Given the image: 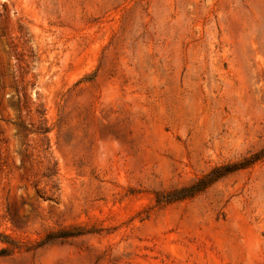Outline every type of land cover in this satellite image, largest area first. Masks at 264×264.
Segmentation results:
<instances>
[{
	"label": "rangeland",
	"instance_id": "374dc122",
	"mask_svg": "<svg viewBox=\"0 0 264 264\" xmlns=\"http://www.w3.org/2000/svg\"><path fill=\"white\" fill-rule=\"evenodd\" d=\"M263 150L264 0H0V264H264Z\"/></svg>",
	"mask_w": 264,
	"mask_h": 264
},
{
	"label": "trees",
	"instance_id": "16d2710c",
	"mask_svg": "<svg viewBox=\"0 0 264 264\" xmlns=\"http://www.w3.org/2000/svg\"><path fill=\"white\" fill-rule=\"evenodd\" d=\"M262 156H264V150L261 153ZM261 154H257L243 162L240 163H236V164H226L220 167H216L213 170H211L209 173H207L206 175H204L203 177H201L197 182H195L193 185L186 187V188H182L176 192H173V197L169 196V194L162 199H159V202H170L172 200H177V199H182V198H186V197H192L195 194H197L198 192L202 191L203 189H205L206 187H208L214 180H216L215 174L217 172H221V174L227 173V172H231L234 171L238 168H242L245 167L251 163H253L254 161L258 160L261 157ZM80 233L79 230H70V231H66V230H61L58 232H54L51 235H49L46 240L51 239V237H67V236H72L75 234Z\"/></svg>",
	"mask_w": 264,
	"mask_h": 264
}]
</instances>
